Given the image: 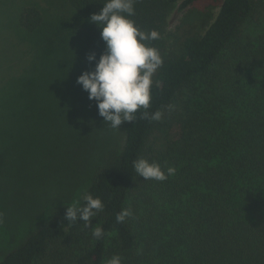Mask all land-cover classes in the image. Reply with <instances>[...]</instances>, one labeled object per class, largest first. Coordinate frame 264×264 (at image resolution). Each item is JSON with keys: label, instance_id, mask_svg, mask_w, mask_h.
<instances>
[{"label": "trees", "instance_id": "1", "mask_svg": "<svg viewBox=\"0 0 264 264\" xmlns=\"http://www.w3.org/2000/svg\"><path fill=\"white\" fill-rule=\"evenodd\" d=\"M202 1L209 11L169 44L174 7ZM104 2L0 0V219L13 230L35 206L68 197L72 189L51 181L75 167L88 123L97 140L105 134L97 102L77 83L95 68L87 56L106 51L90 20ZM134 9L140 30L159 33L146 42L163 60L147 111L162 118L138 110L115 128L119 151L100 144L98 153L88 135L95 158L87 165L82 155L88 183L77 206L91 194L102 211L89 228L68 222L67 206L52 211L0 251V264H106L113 255L121 264H264V0H135ZM141 157L174 172L144 180L133 168ZM124 208L133 215L118 223Z\"/></svg>", "mask_w": 264, "mask_h": 264}, {"label": "clouds", "instance_id": "2", "mask_svg": "<svg viewBox=\"0 0 264 264\" xmlns=\"http://www.w3.org/2000/svg\"><path fill=\"white\" fill-rule=\"evenodd\" d=\"M135 0H105L102 9L93 13L90 20L101 28V38L105 42L106 51L99 59L95 53L89 54L87 60L95 61L94 70H85L77 77L88 93V98L97 102L98 114L111 128L115 129L124 122H134L138 110L143 119L159 121L162 112H148L151 101V86L154 73L162 66V57L148 41L159 39L156 30L145 32L140 30L130 18L135 15ZM169 110L172 106L169 105ZM137 176L144 180L164 181L174 169L169 167L167 174L158 163L149 162L145 158L133 161ZM84 205L68 206L65 219L75 222L78 219L89 228L90 220L104 205L99 197L84 195ZM133 215L131 208H124L116 215L118 223L125 222ZM92 235L100 239L104 235L102 227L91 228ZM106 264H121V257L113 255Z\"/></svg>", "mask_w": 264, "mask_h": 264}, {"label": "rangeland", "instance_id": "3", "mask_svg": "<svg viewBox=\"0 0 264 264\" xmlns=\"http://www.w3.org/2000/svg\"><path fill=\"white\" fill-rule=\"evenodd\" d=\"M209 8V3L204 1L198 3L194 7H190L183 11H178L177 8L174 7L168 17V25L166 28L167 41H169V44L173 42L176 36H180L190 23L195 22V20L205 14L206 11H209ZM1 17L2 14H0V19ZM1 24L2 23L0 20V26ZM102 127L105 128V134L97 140V135L96 133H94L92 125L88 123L87 130L81 133V135L84 134V136L86 137V147H82L80 151H78L79 154H77L76 157L69 159V161L73 163L75 167H73L72 169L69 166H65L62 169L63 171H59L58 175H56L52 179L51 185L56 186L57 189L61 190L62 185L63 189L65 190L72 189L67 194L68 197L66 199H55L54 201L48 202L47 205L45 204L44 206L37 205L35 206L36 208L30 207V210L35 208L29 213L31 215L29 217L24 215L19 216L21 217L23 222L19 223L20 227H14V230L12 227L4 226L5 223H3L2 221L3 219H0V251L6 250L15 245L16 242L19 241L25 233L34 230L40 223L46 220L50 216L52 211L60 209L61 207H68L79 204L88 183V180L85 176V161L83 160L82 155L88 152L89 162L87 163V165H91L94 162L95 158L93 155L94 149L97 148L98 153H100L101 151V149L98 147L100 144L102 146V149L107 147L102 150L103 152H107V150L119 151L122 145V136L117 132L116 129H112L107 123H102ZM88 135L94 137L97 141H99L95 148H92L94 147V143H90ZM68 173H70V175H68ZM7 219H9V217H7L6 220Z\"/></svg>", "mask_w": 264, "mask_h": 264}]
</instances>
